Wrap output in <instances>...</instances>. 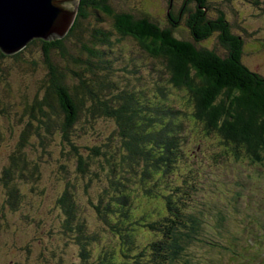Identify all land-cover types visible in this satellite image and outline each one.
Here are the masks:
<instances>
[{
    "label": "trees",
    "instance_id": "trees-1",
    "mask_svg": "<svg viewBox=\"0 0 264 264\" xmlns=\"http://www.w3.org/2000/svg\"><path fill=\"white\" fill-rule=\"evenodd\" d=\"M194 3L186 0L177 13L168 11L169 26L162 27L146 15L116 12L110 0H80L76 20L63 38L35 39L13 55L0 50L1 59L10 56L17 61L8 81L18 83V100L28 118L15 133L2 126L17 106L14 85L4 86L7 89L0 91V147L8 140L12 145L0 158V264H71L68 240L79 250L76 258L81 257L83 264H118L117 260L120 264H189L195 246L209 248L208 231L216 235L213 246L229 251L226 238L216 230L225 221L221 209L239 216L237 200L242 188L251 184V190L258 192L262 187L246 176L225 187L229 182L224 177L221 187L199 192L195 209L187 213L194 189L192 173L195 178V171L188 169L190 163L195 167L190 141L195 133L215 136L217 148L226 149L223 156L232 153L235 158L246 157L250 164L264 165V76L245 63L244 40L231 33L224 11L217 9L218 15L211 18L209 1L196 0L195 11L188 12L192 9L188 4ZM107 21L114 31H105ZM183 23L192 41L175 37ZM216 34L225 56L217 49L197 46ZM126 41L159 63L167 83L188 96L181 101L182 109L167 105L166 87L159 82L135 88L132 77L126 80L128 87L123 86L124 80L115 79L118 62L112 55L113 46ZM34 48L41 53L28 56ZM83 53L86 58L81 57ZM37 81L42 94L29 99ZM103 120L114 122L115 128H107L111 134L103 135L100 145L75 142V138L95 137L94 125ZM88 122L93 125H84ZM7 132L10 135H4ZM200 141L211 145L205 138ZM53 163L59 165L61 178L72 172V184L68 182L55 202L61 212L58 224L47 227L44 242L41 223L28 214L23 224L33 231L23 230L18 236L9 217L14 212L11 207L27 206V197L45 196L35 186L49 168L54 169ZM199 166L203 170L204 164ZM95 171L103 172L94 178L103 187L91 201L96 223L91 230L74 190L78 178L88 179ZM97 181L87 187L93 189ZM198 181L195 190L205 180ZM25 187L28 196L21 195ZM214 195L216 207L209 209L203 200L214 199ZM148 235L151 241L141 240ZM54 236L63 241L54 244L50 241ZM191 248L194 253H188Z\"/></svg>",
    "mask_w": 264,
    "mask_h": 264
},
{
    "label": "rangeland",
    "instance_id": "rangeland-1",
    "mask_svg": "<svg viewBox=\"0 0 264 264\" xmlns=\"http://www.w3.org/2000/svg\"><path fill=\"white\" fill-rule=\"evenodd\" d=\"M186 0H110V4L116 12H127L132 13L137 16L140 14L142 17L147 16L153 21L159 22L162 27L169 26V18L168 11L171 13L172 11L177 13L182 6L185 4ZM212 9L208 11V15L211 18H215L218 15L217 9L223 10L226 19L230 25V31L234 36H240L244 40V61L245 63L253 70L258 73H261L264 76V0H257V4L252 3L251 1L246 0H208ZM171 2V3H169ZM77 3V4H76ZM74 2L79 8L80 0ZM196 0L194 4H188L192 9L188 10V12L195 11ZM189 14V13H188ZM104 29L107 32L114 31L112 29V24L110 21H107L103 24ZM89 35V33H88ZM113 35V33H112ZM175 37L180 38L185 41H192V37L189 33V30L184 25L181 26L175 32ZM218 34L213 35L212 37L207 38L206 40L199 43L197 46L209 50H219L222 56H225L226 50L220 45L218 41ZM46 41V40H45ZM113 41H115V37L113 36ZM117 46V47H116ZM114 51L112 53L113 57L117 59V71L115 75L116 80H124L122 82L123 86L128 87V82L130 77L131 84L135 86V88H141L145 85L149 86L151 82H159L164 87H166V92L168 94V100H166L167 105L175 106L176 109H182L183 100L187 99L188 96L185 97L184 92L178 91L175 88H172L167 83V78L162 73L160 68V64L154 62L151 58L148 57L134 42L126 41L121 42L119 45L117 43L114 44ZM71 52H75L74 48L71 47ZM41 53L39 48H34L30 53H27L28 56H38ZM9 57V58H8ZM86 58V54L83 53L81 56ZM0 57V91L4 92L7 88L4 86L14 85L13 94L16 98H14V102L17 106L14 108V112H11L8 118L5 121V124L2 126H6V128H10V130L15 133L16 128L20 127L21 123L24 124L27 117L22 113V105L19 102L18 98V83L17 82H9L11 80L12 73L15 71L16 60L15 57L11 58L7 56V58ZM127 69L124 71L123 69ZM135 71V72H134ZM128 82H127V81ZM28 81L26 78L25 82ZM11 85V86H12ZM39 82L36 84L30 91L29 99H34L36 95L42 94V88ZM20 90V89H19ZM185 97V99H184ZM172 104V105H171ZM5 105V104H4ZM2 105V106H4ZM1 106V107H2ZM179 106V107H177ZM7 104L5 108H7ZM17 116V118H16ZM83 122H80L78 127ZM84 125L91 127L93 124L85 123ZM13 126L15 128H13ZM47 127V126H46ZM13 128V129H12ZM50 129L51 127H47ZM107 128L113 129L115 128L114 122L109 120L97 121L94 125V136H83L80 138V142L75 138V142L87 145H100L101 143L98 140H101L103 135L110 136L111 133L107 132ZM43 130L42 132H44ZM4 135H10V132L4 133ZM58 133H55L54 137L60 141ZM206 142H211V145L205 146L200 140L204 139ZM217 137L207 136L205 134H200L197 136L191 147L190 156L192 164L195 163V167L197 165V169L189 164V168L192 171H195V178L192 173V182L194 184V189L191 191V196L188 198V206H190V210L195 209V201L198 200L199 192L207 191L210 187H221V184H224V177L228 180L229 184L225 185L228 187L231 181L239 182L246 176V179L253 182L255 185H259L262 187L258 192L251 190V184L242 188L241 198L237 200L238 208L240 210L239 216H232L230 213L221 209V213L223 214V218L225 221L219 224L216 227V230L220 231V236L226 238V243L229 244L230 247L227 253L218 251L219 248H214L213 243L216 235L210 231L206 234L208 236V241H206L207 245H210L209 248L205 251L203 247L195 246V253L198 255L195 257V253L193 249H189L188 253H194L188 259L189 264H216L210 259L216 260L221 264H224L228 261L227 264H241L246 259V254L250 252H255V246L251 243V240L257 241L262 234H264V227L262 224V220H264V165H255L250 164L249 160L246 157H242L241 159L235 158L232 153L227 156H223L224 150H219L217 148ZM98 142V143H97ZM2 146L0 147V158L3 160L4 155L8 152L9 147L12 145V141H3L1 142ZM116 141H113L115 144ZM102 148V146H100ZM82 147H79V151H82ZM110 151V150H109ZM111 153V151H110ZM73 161L75 160L74 154H72ZM51 162V161H50ZM49 162V163H50ZM43 163V162H42ZM203 166V170H201L199 165ZM54 169L49 168L45 175L42 177V181L37 184L35 187L37 189H43V193L45 196L41 198H30L27 197L24 203L28 202L27 206L18 205L12 206L14 208V212L9 214V217L13 220L15 224L16 233L18 236L21 231H33V227H29L23 224V219L26 216L31 215L35 220L38 221L42 231V236L44 237V242L48 239L45 233L48 229L55 224H58L57 218L60 216L61 212L55 203L56 200L60 197L63 191L69 187L68 182L72 184L70 181V176L72 172H69L65 178H61V175L58 169L59 165L55 163L52 164ZM105 166H108L107 164ZM259 166L261 168H259ZM77 167V165H75ZM73 167V170L74 168ZM96 167V166H95ZM93 167L92 169H94ZM194 169V170H193ZM52 172L54 174H52ZM93 172V171H92ZM95 174H89L88 179H80L78 178L77 182V190H74L75 194L79 196L81 199L78 200L79 207L82 206L81 210L85 214L86 222L88 227L93 230L96 226V223L93 221L95 214L92 212L93 209L90 207L91 201L95 199V195L99 193L103 184L101 180L96 179V184L93 189L88 188L87 186L94 181L95 177H99L102 171H95ZM168 179V176H166ZM92 179V180H90ZM3 180V177L2 179ZM198 180L203 181L195 190V183H198ZM3 181H0V189ZM57 182V186L54 187L53 184ZM83 189V193L81 190ZM95 189H98L96 192ZM25 196L29 194V190L25 187L23 194ZM75 195V196H76ZM217 197L214 195V199L210 197L203 200L206 203V206L211 209V207H216L214 204L216 203ZM76 198L73 201H75ZM214 200V201H211ZM34 208H31V205ZM214 203V204H213ZM227 206V204L225 205ZM31 210V211H30ZM81 213L82 217L84 214ZM29 214V215H28ZM211 216L213 218L216 217V213L212 212ZM61 217V216H60ZM39 219V220H38ZM1 223V222H0ZM205 233V232H204ZM237 233H240V237L235 240V236ZM203 240L202 237H200ZM144 242L151 241L152 237L148 235L147 238L141 239ZM56 245H59L63 240L60 236H54L50 240ZM68 244L71 246L67 257H69V262L71 264H83V261L80 258H76V254L79 250L71 244V241L68 240ZM14 246V245H12ZM3 247L0 246V256L2 255ZM230 252V253H229ZM199 256V257H198ZM201 257V258H200ZM35 258V257H34ZM125 261L130 259L129 255L124 252L123 256ZM36 259V258H35ZM117 263L120 262L117 260ZM4 264H7L4 263ZM254 264H264V261L256 260Z\"/></svg>",
    "mask_w": 264,
    "mask_h": 264
},
{
    "label": "water",
    "instance_id": "water-1",
    "mask_svg": "<svg viewBox=\"0 0 264 264\" xmlns=\"http://www.w3.org/2000/svg\"><path fill=\"white\" fill-rule=\"evenodd\" d=\"M73 5L74 0H0V50L13 55L35 39L63 38L73 25Z\"/></svg>",
    "mask_w": 264,
    "mask_h": 264
},
{
    "label": "bare ground",
    "instance_id": "bare-ground-1",
    "mask_svg": "<svg viewBox=\"0 0 264 264\" xmlns=\"http://www.w3.org/2000/svg\"><path fill=\"white\" fill-rule=\"evenodd\" d=\"M74 2L76 3V0H74ZM76 4L73 5V12H72V16H71L73 24H74V22L76 20V16H77V13H78V6ZM199 246L202 247V244H199ZM197 255H195V256H197Z\"/></svg>",
    "mask_w": 264,
    "mask_h": 264
},
{
    "label": "clouds",
    "instance_id": "clouds-1",
    "mask_svg": "<svg viewBox=\"0 0 264 264\" xmlns=\"http://www.w3.org/2000/svg\"><path fill=\"white\" fill-rule=\"evenodd\" d=\"M205 131H203V133H204ZM206 133V132H205ZM197 135H198V133H195V138L197 137ZM194 188V187H193ZM191 208H190V206H188V209H187V213H190L191 214V212L192 211H189Z\"/></svg>",
    "mask_w": 264,
    "mask_h": 264
}]
</instances>
